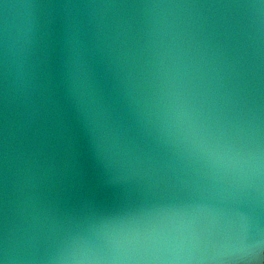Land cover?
Listing matches in <instances>:
<instances>
[{"label":"water","instance_id":"water-1","mask_svg":"<svg viewBox=\"0 0 264 264\" xmlns=\"http://www.w3.org/2000/svg\"><path fill=\"white\" fill-rule=\"evenodd\" d=\"M0 264H264V0H0Z\"/></svg>","mask_w":264,"mask_h":264}]
</instances>
